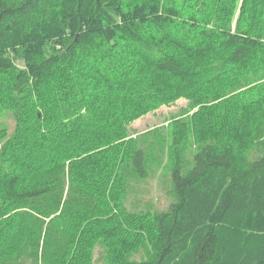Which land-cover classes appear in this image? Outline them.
<instances>
[{"label": "trees", "instance_id": "trees-1", "mask_svg": "<svg viewBox=\"0 0 264 264\" xmlns=\"http://www.w3.org/2000/svg\"><path fill=\"white\" fill-rule=\"evenodd\" d=\"M263 81L264 0H0V264H94L99 242L108 264H264ZM181 97L199 110L175 124L176 201L125 209L150 163L130 124Z\"/></svg>", "mask_w": 264, "mask_h": 264}, {"label": "rangeland", "instance_id": "rangeland-1", "mask_svg": "<svg viewBox=\"0 0 264 264\" xmlns=\"http://www.w3.org/2000/svg\"><path fill=\"white\" fill-rule=\"evenodd\" d=\"M234 94L236 93H230L222 100L230 99ZM198 110L199 106H194L187 97H181L173 103L159 105L130 124L132 133H135L133 137L137 136L141 145L150 151V163L144 176L134 175L126 179L124 195L120 201L125 209L137 211L142 215H155L167 211L171 203L176 201L171 181L175 124H188L190 117ZM15 126L16 120L11 111H5L0 115V128H6L10 134H13ZM194 126L195 135L205 133L202 120L196 122ZM186 140L182 148L184 172L192 167L193 154L201 147L191 135ZM126 226L132 225L126 224ZM128 228L122 229L123 235H120V239L125 238L128 243L126 246L128 247L126 254L130 252L127 256L128 260H148L153 252L152 236L149 238L147 232L141 234L139 232L141 230L136 227ZM109 251L103 242H99L95 247L94 264H108Z\"/></svg>", "mask_w": 264, "mask_h": 264}]
</instances>
